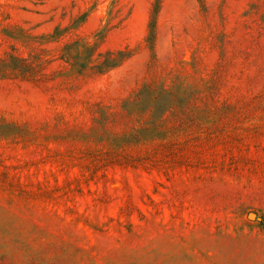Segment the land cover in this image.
Listing matches in <instances>:
<instances>
[{
  "label": "rangeland",
  "instance_id": "1",
  "mask_svg": "<svg viewBox=\"0 0 264 264\" xmlns=\"http://www.w3.org/2000/svg\"><path fill=\"white\" fill-rule=\"evenodd\" d=\"M0 264H264V0H0Z\"/></svg>",
  "mask_w": 264,
  "mask_h": 264
}]
</instances>
